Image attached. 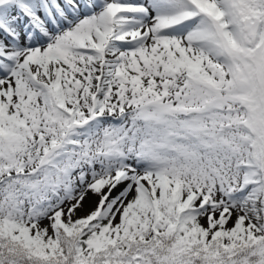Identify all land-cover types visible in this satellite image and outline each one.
<instances>
[{
	"label": "snow or ice",
	"instance_id": "snow-or-ice-1",
	"mask_svg": "<svg viewBox=\"0 0 264 264\" xmlns=\"http://www.w3.org/2000/svg\"><path fill=\"white\" fill-rule=\"evenodd\" d=\"M0 264H264V0H0Z\"/></svg>",
	"mask_w": 264,
	"mask_h": 264
}]
</instances>
